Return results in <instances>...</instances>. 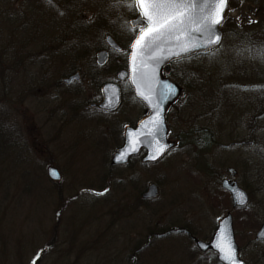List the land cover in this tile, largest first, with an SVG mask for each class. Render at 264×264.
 <instances>
[{"label":"rangeland","instance_id":"1","mask_svg":"<svg viewBox=\"0 0 264 264\" xmlns=\"http://www.w3.org/2000/svg\"><path fill=\"white\" fill-rule=\"evenodd\" d=\"M109 4L0 0V46L21 48L24 63L21 71L4 64L10 69L0 82V123L12 132L5 135L8 149L0 151V257L5 264H28L42 249L37 264H212L194 239L208 241L229 212L239 257L264 264V240L255 239L264 223V187L249 182L248 206L233 209L220 186L228 167L239 184L264 171V61L246 51L255 45L227 38L216 55L186 59L192 87L169 118V136L179 137L178 146L153 164L137 157L132 165H112L120 143L114 121L132 113L121 107L110 116L113 127L97 114L73 118L71 90L86 80L73 87L61 82L74 66L85 71L95 61L111 26L124 25L125 5ZM229 7L227 19L243 24L258 23L264 13V2L239 0ZM253 41L264 44V34ZM115 61L102 74L111 76ZM202 128L214 135L208 149L192 142ZM49 166L57 168L59 180L47 175ZM149 183L158 193L144 199ZM136 243L143 248L134 257Z\"/></svg>","mask_w":264,"mask_h":264},{"label":"snow or ice","instance_id":"2","mask_svg":"<svg viewBox=\"0 0 264 264\" xmlns=\"http://www.w3.org/2000/svg\"><path fill=\"white\" fill-rule=\"evenodd\" d=\"M125 4L133 11L139 12L137 17L139 33L131 43L134 73L137 70L135 67L137 60L143 67H147L145 60L158 64L164 59L185 56L197 48H204L209 55H216L222 46V35L217 31V26L224 19L227 0H110L109 8L118 9ZM196 34H199L200 38L193 42L192 38ZM246 51L249 52L250 58L264 61V44ZM145 77L146 74L142 73L141 79ZM133 83L137 84L139 95L150 99L140 91V81L134 78ZM154 111L156 115L149 135L155 143V152L149 159H156L165 152V147L158 138L162 124L158 104ZM131 151L135 152L137 149L132 147ZM123 158L124 152L116 157L117 161ZM234 199L241 206L247 204V198L242 192L235 191ZM258 235L264 237V231ZM224 259L228 264H244L242 260H238L236 249L232 245H229ZM32 264H35V260Z\"/></svg>","mask_w":264,"mask_h":264},{"label":"water","instance_id":"3","mask_svg":"<svg viewBox=\"0 0 264 264\" xmlns=\"http://www.w3.org/2000/svg\"><path fill=\"white\" fill-rule=\"evenodd\" d=\"M229 10L228 0H227V8L224 12V19L227 16ZM223 19V21H224ZM222 21V22H223ZM138 24L137 18L133 21V25ZM222 24V23H221ZM220 25L217 26V31L222 35V31L220 29ZM199 34L193 36L192 40L195 42L198 40ZM110 43L114 44L113 40L110 37L106 38ZM134 41V40H133ZM204 48H197L194 52L188 53L185 56L193 54L197 51H205ZM131 46L129 52V70H120L118 72V78L123 79L127 74H129L130 84L132 85L135 94L139 97L145 105L150 109V113L141 119L138 124L134 127H125L123 132V143L119 146L112 154L110 164H126L129 161L131 156L137 155L140 150L144 149V155L141 157L142 163H154L158 161L170 148L174 146V141L167 138V127L164 120V111L166 108L173 102V100L179 95L181 88L171 80L167 78L161 77V68L165 66L167 68V63L175 59L177 57H172L171 59L161 60L158 64L152 61L145 60V64L147 67H143L139 60L136 61L135 67L136 72H133V60L131 57ZM184 57V56H182ZM106 61V52H99L98 54V63L103 64ZM146 74L144 79H141V74ZM78 73L68 77L65 79V82H69L73 79H78ZM134 78L137 81H140V91L144 93L145 96H148L150 99H145L144 96H141L137 92V84L133 83ZM102 92L104 94V100L100 104V107L104 109H114L119 104L120 101V93L119 88L116 83H106L102 87ZM159 105L160 118L162 120V124L159 132V140L161 144L165 147V152L158 156L156 159H149V156L155 152V143L152 137L149 135V130L153 127V118L156 115L154 108L156 105ZM135 147L137 151L132 152L131 148ZM124 152L125 158L117 161L116 157ZM229 175L233 177L235 175V170L231 167L228 168ZM47 173L50 178L58 180L60 178L59 172L53 166H49L47 168ZM54 173V174H53ZM221 187L226 190L230 194L232 207L242 208L245 207L249 202V196L247 192L239 186L236 180L234 179H223L221 181ZM239 191L242 192L247 198V204L241 206L234 199V192ZM158 189L154 183H149L146 191L142 193V198H153L157 195ZM264 231V223H262L255 235L257 240H264V237H260L258 233ZM196 246L202 252L207 250H212L216 253L217 260L222 264H228V261L224 259L227 254V249L229 245H232L237 252L238 260H242L238 255V245L235 241V235L233 230V220L232 215L227 212L223 215L217 222L216 227L213 231V234L209 241H203L199 239H195ZM200 245H206V247H201ZM223 249V251L221 250ZM243 261V260H242ZM244 264H247L243 261Z\"/></svg>","mask_w":264,"mask_h":264},{"label":"flooded vegetation","instance_id":"4","mask_svg":"<svg viewBox=\"0 0 264 264\" xmlns=\"http://www.w3.org/2000/svg\"><path fill=\"white\" fill-rule=\"evenodd\" d=\"M125 9L127 11V17L123 26H111V30L108 33H105L102 38H100V44L96 47V52L93 55L95 61L92 63L86 64L85 71L82 67L74 66L71 68V71L61 77V82L65 86L79 85L81 79L86 80L79 87H74V90H71L72 96H74L71 106H73V118L76 115H101L107 119V124L113 127V122L110 119V116H115V113L119 111L121 107L125 106L124 114L131 112L127 118H123L122 121L118 123L120 119L119 116L116 117L114 124H118L119 129V140L120 143L117 145L119 147L123 142V132L125 127L134 128L138 122L147 116L150 113V109L136 96L134 90L130 84L128 74L123 79L118 78V72L120 70L128 71V54L132 41L135 36L139 33V25H133V21L138 17L139 12L133 11L125 4ZM87 32V30H83ZM110 37L114 44L110 43L106 38ZM119 37L121 40H119ZM76 49H81V57L83 55L82 47L78 44H75ZM84 47L83 49H85ZM106 52V61L103 64L98 63V54L99 52ZM201 54V52L197 53ZM79 54H77L78 56ZM73 56V55H72ZM114 57L115 61L113 66V72L111 76L105 75V65ZM188 57H181L173 59L168 62L167 68H161V77L167 78L175 82L180 88L181 91L179 95L173 100V102L166 108L164 111V119L167 127L168 137L174 139L176 143H179V140L175 136H169L171 130V123L169 118L171 114H175L176 108L180 105V100L187 93L185 89V84L189 81V66L184 62ZM78 59V58H76ZM102 72H104L102 74ZM78 73L79 78L73 79L69 82H65V79L71 76L72 74ZM90 79H96L98 81L95 87H91ZM60 83V82H59ZM106 83H116L120 92V101L119 104L114 109H104L100 107V104L104 100V94L102 92V87ZM172 118V117H171ZM110 119V120H109ZM109 120V121H108ZM106 123V122H105ZM116 147V148H117ZM142 152L137 156H141Z\"/></svg>","mask_w":264,"mask_h":264},{"label":"trees","instance_id":"5","mask_svg":"<svg viewBox=\"0 0 264 264\" xmlns=\"http://www.w3.org/2000/svg\"><path fill=\"white\" fill-rule=\"evenodd\" d=\"M238 1L239 0H229V6L230 5H232V6L234 5V7L237 6ZM251 1H253L255 3H261V4L264 2V0H251ZM262 15H260L261 21H259L258 23H253V24H243L240 21H235L233 19H226L222 24V30H223L222 43H224L227 38H229L230 42H231V40L233 39L232 37H239L243 42H246L250 45L252 44V45L258 46L257 44H255L253 39L261 38V36L264 34V15L263 16ZM16 40H18V38ZM0 47H1L0 48V69H1V71H0V82H1L2 80L4 81V78H5L4 73L6 72V70L12 68L13 70H20L21 71L22 69H24V67H23L24 63H23V54H20L23 52L21 48L15 47V48H13V50H11V49H9L8 46H0ZM62 54H63V52H62ZM205 54H208V51L205 53H201V54H194V55L188 57L187 59H192V58H195L197 56H201V55H205ZM6 63H8L10 65V68L9 67L7 68V66L6 67L4 66V64H6ZM191 87H192V85H191L190 81L187 84H185L186 90H190ZM238 88H241V87L239 86ZM263 98H264V96H263ZM224 114H225V112L223 111L222 115H224ZM253 118L255 121L256 118L257 119L259 118V116H253ZM253 122L250 123L251 127H253ZM4 124L0 123V151L5 150V149L7 150L8 149L7 147H9V145H10V143H9L10 139L8 138V135L5 139V135L9 134V137L12 135V132L7 133V128H6L7 125L4 126ZM193 132H194V129H192V130L190 129L187 136H191ZM177 139L179 140V137ZM192 142H195L196 144H198V147L201 149H208L207 147H210L213 143H215V139H214V135L212 134L211 130L208 131L207 128H202L201 130L198 131V135L197 136L195 135ZM177 146H178V144L175 146V148ZM3 152H6V151H3ZM136 161H137V158L133 157L124 166H128L130 164L132 165ZM143 165H147V164H143ZM247 178H249V177H247V175L245 177H243L242 180L240 181V185H241V187H243L248 192L249 196L250 195L253 196V194H252L253 191L250 189L249 184H248L249 182H253V181L254 182H260V184H261L260 186L264 187V171L262 169L258 173H255L253 176H251L249 181ZM107 187L108 186H106L103 190H100V192L107 191L106 190ZM173 231L176 233L181 232L180 228H179V230L177 228H175V229H173ZM186 234L190 238V240L193 238L190 233L186 232ZM139 244L140 243H136L137 248L135 250L134 257L136 254L139 255L142 253L141 250H142L143 246H139ZM255 245H257V243H255ZM48 246H50V245H48ZM262 249H260L261 250L260 255L262 256V258H264V248H262ZM41 252H42V249L35 251L32 258H30L28 260V264H32V262L34 260H35V264H37L38 259L41 257ZM192 252L195 253L194 248H192ZM206 253H209V255H212L213 257L210 256L209 258H206L207 261L205 260V262H211L212 264H221L217 261L216 256L213 252L207 251ZM4 261L5 260H3V258L0 257V264H5ZM14 262H15V260H14Z\"/></svg>","mask_w":264,"mask_h":264}]
</instances>
